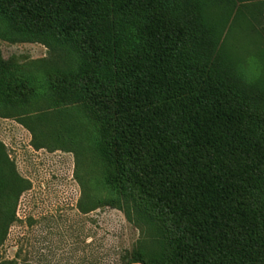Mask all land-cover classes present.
<instances>
[{
	"label": "trees",
	"instance_id": "1",
	"mask_svg": "<svg viewBox=\"0 0 264 264\" xmlns=\"http://www.w3.org/2000/svg\"><path fill=\"white\" fill-rule=\"evenodd\" d=\"M230 1L248 0H193L187 21L170 0H0L22 33L79 55L105 205L156 230L123 264H264V107L225 80L207 33Z\"/></svg>",
	"mask_w": 264,
	"mask_h": 264
},
{
	"label": "rangeland",
	"instance_id": "2",
	"mask_svg": "<svg viewBox=\"0 0 264 264\" xmlns=\"http://www.w3.org/2000/svg\"><path fill=\"white\" fill-rule=\"evenodd\" d=\"M187 21L193 0H170ZM212 6L209 7V9ZM207 31L225 80L264 107V0L230 1ZM48 46L0 12V264H123L156 230L105 205L99 122L78 93L75 49Z\"/></svg>",
	"mask_w": 264,
	"mask_h": 264
}]
</instances>
